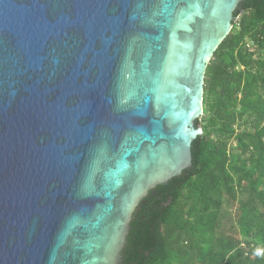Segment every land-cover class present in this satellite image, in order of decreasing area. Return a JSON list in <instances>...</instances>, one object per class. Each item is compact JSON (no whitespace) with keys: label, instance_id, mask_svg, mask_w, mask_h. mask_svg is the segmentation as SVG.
I'll use <instances>...</instances> for the list:
<instances>
[{"label":"water","instance_id":"1","mask_svg":"<svg viewBox=\"0 0 264 264\" xmlns=\"http://www.w3.org/2000/svg\"><path fill=\"white\" fill-rule=\"evenodd\" d=\"M243 1L0 0V264H122Z\"/></svg>","mask_w":264,"mask_h":264},{"label":"trees","instance_id":"2","mask_svg":"<svg viewBox=\"0 0 264 264\" xmlns=\"http://www.w3.org/2000/svg\"><path fill=\"white\" fill-rule=\"evenodd\" d=\"M234 18L207 66L192 167L141 201L122 264H264V0Z\"/></svg>","mask_w":264,"mask_h":264},{"label":"built area","instance_id":"3","mask_svg":"<svg viewBox=\"0 0 264 264\" xmlns=\"http://www.w3.org/2000/svg\"><path fill=\"white\" fill-rule=\"evenodd\" d=\"M246 44H247V46H248L249 48H251L253 43L251 42V40H248V42H247Z\"/></svg>","mask_w":264,"mask_h":264},{"label":"rangeland","instance_id":"4","mask_svg":"<svg viewBox=\"0 0 264 264\" xmlns=\"http://www.w3.org/2000/svg\"><path fill=\"white\" fill-rule=\"evenodd\" d=\"M204 108H205V105H204ZM206 115H207V113H206ZM208 115H210V114L208 113Z\"/></svg>","mask_w":264,"mask_h":264}]
</instances>
